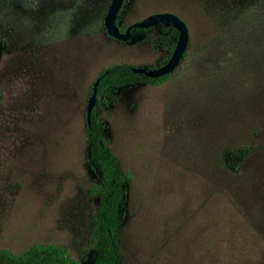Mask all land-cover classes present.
<instances>
[{
	"label": "rangeland",
	"instance_id": "1",
	"mask_svg": "<svg viewBox=\"0 0 264 264\" xmlns=\"http://www.w3.org/2000/svg\"><path fill=\"white\" fill-rule=\"evenodd\" d=\"M109 3L0 0V248L54 243L95 259L90 87L112 63L161 65L178 34L155 25L112 38ZM159 11L187 24L179 63L96 106L129 174L121 264H264V0H125L117 25ZM232 148L245 156L225 168Z\"/></svg>",
	"mask_w": 264,
	"mask_h": 264
},
{
	"label": "trees",
	"instance_id": "2",
	"mask_svg": "<svg viewBox=\"0 0 264 264\" xmlns=\"http://www.w3.org/2000/svg\"><path fill=\"white\" fill-rule=\"evenodd\" d=\"M124 4V3H123ZM120 11L117 13L115 23ZM126 26L120 27L123 31ZM149 28H141L148 30ZM163 32H169L172 27L160 25ZM173 50V48H171ZM170 50V51H171ZM168 74L159 77H149L134 72L131 64L112 63L102 69L95 80L97 93L95 105L91 112V123L85 125L88 158L91 167L98 172L99 181L93 190L99 194V200L92 215L93 233L90 245L95 251V259L90 264H121L118 249L116 229L126 216L129 174L119 164L105 140V123L96 115V106L100 96L109 88L127 84L154 83L164 80ZM93 81V82H94ZM93 84V83H92ZM92 89V85L90 87ZM245 156L242 149H228L222 155L221 164L225 168H236ZM0 264H87L71 257L66 248L54 243H33L22 251L15 252L0 248Z\"/></svg>",
	"mask_w": 264,
	"mask_h": 264
},
{
	"label": "water",
	"instance_id": "3",
	"mask_svg": "<svg viewBox=\"0 0 264 264\" xmlns=\"http://www.w3.org/2000/svg\"><path fill=\"white\" fill-rule=\"evenodd\" d=\"M124 0H110L104 15V26L108 36L117 40L126 41L131 37V30L135 28H148L155 25L173 27L178 31L177 40L169 58L158 66H132L134 72L142 73L146 76L155 78L172 72L179 63L188 45L189 32L186 22L177 14L170 11H159L148 14L140 20L128 24L124 31H120L115 23L117 13L120 11ZM97 82L92 84L91 93L88 97L85 111L86 124L91 123V112L95 105Z\"/></svg>",
	"mask_w": 264,
	"mask_h": 264
},
{
	"label": "flooded vegetation",
	"instance_id": "4",
	"mask_svg": "<svg viewBox=\"0 0 264 264\" xmlns=\"http://www.w3.org/2000/svg\"><path fill=\"white\" fill-rule=\"evenodd\" d=\"M125 1V0H124ZM124 3V2H123ZM123 6V5H122ZM122 8V7H121ZM121 10V9H120ZM171 12V11H170ZM174 13V12H173ZM117 24V23H116ZM161 25V24H160ZM150 27H153V26H150ZM119 28H120V26H119ZM149 28V27H148ZM173 28V27H172ZM138 29H141V28H138ZM175 29V28H174ZM125 30V29H124ZM123 30V31H124ZM133 30V29H132ZM132 30H131V32H132ZM176 30V29H175ZM121 31V30H120ZM177 31V30H176ZM177 33H178V31H177ZM178 35V34H177ZM174 48V47H173ZM173 51V50H172Z\"/></svg>",
	"mask_w": 264,
	"mask_h": 264
}]
</instances>
